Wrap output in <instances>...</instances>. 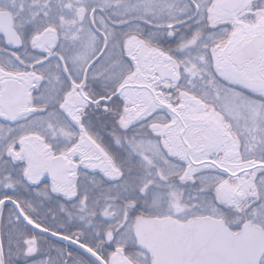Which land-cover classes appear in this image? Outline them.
<instances>
[{
    "label": "snow or ice",
    "instance_id": "1",
    "mask_svg": "<svg viewBox=\"0 0 264 264\" xmlns=\"http://www.w3.org/2000/svg\"><path fill=\"white\" fill-rule=\"evenodd\" d=\"M0 264H264V0H0Z\"/></svg>",
    "mask_w": 264,
    "mask_h": 264
}]
</instances>
